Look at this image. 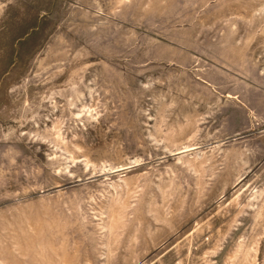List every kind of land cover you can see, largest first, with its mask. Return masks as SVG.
<instances>
[{
	"label": "rangeland",
	"instance_id": "rangeland-1",
	"mask_svg": "<svg viewBox=\"0 0 264 264\" xmlns=\"http://www.w3.org/2000/svg\"><path fill=\"white\" fill-rule=\"evenodd\" d=\"M0 264H264V0H0Z\"/></svg>",
	"mask_w": 264,
	"mask_h": 264
}]
</instances>
